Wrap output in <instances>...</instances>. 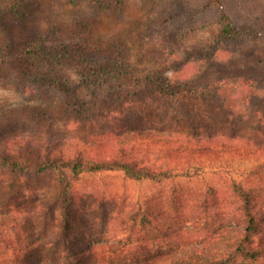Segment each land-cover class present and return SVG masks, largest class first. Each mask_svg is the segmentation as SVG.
<instances>
[{"label":"rangeland","instance_id":"obj_1","mask_svg":"<svg viewBox=\"0 0 264 264\" xmlns=\"http://www.w3.org/2000/svg\"><path fill=\"white\" fill-rule=\"evenodd\" d=\"M109 1L110 7H99L91 0H0V44H11L10 57L28 41L46 38L49 51L57 59L56 69L48 67L42 72L31 69V60L19 64L5 61L0 54V149L11 138L16 157L28 150L35 161L28 168H33L41 164L37 153L48 156L50 149L65 140L64 148L77 143L78 148L86 145L89 151L106 152L111 142H116L115 134L131 131L129 139L134 136L138 142L144 137L138 136L140 129L188 127L193 123L190 118L195 125L203 122L209 132L223 130L226 136L245 134L264 141V0H221L234 20L236 37L232 40L219 39L220 10L210 0ZM113 63L122 69L121 97L105 96L110 83L99 85L102 69ZM145 78L148 80L141 82ZM158 78L184 86L166 89L157 84ZM105 131L114 134L106 141L96 136ZM41 140L44 145L38 144ZM246 140L244 145L252 144ZM247 156H229L231 162L226 168L247 169L251 179L264 185V152ZM221 162L222 158H217L216 163ZM204 166L200 179L177 186L170 181L124 180L118 173L85 175L77 180L69 171L36 175L0 169V207L10 201L28 220L16 233L0 235V250L6 238L20 250L21 263H33L37 256L29 253L38 237L51 238L62 252L67 247L79 250L84 241L93 244L99 239H115V220L105 226L89 216L87 223L72 230L74 244L54 236L48 227L49 215L42 214V209L36 215L35 209L43 201L56 204L58 209L60 203L54 198L60 177L74 181L72 195L79 206L95 199L94 187L107 191L104 197L113 203L125 193L127 203L138 195L142 201L166 206L175 191L174 206L170 204L160 220L167 237L145 233L142 239L152 252L176 247L182 238L173 233L170 219L175 210L186 212L191 200L212 187L217 207L212 213L222 214V199H227L222 194V168L211 169L208 163ZM88 210L90 216L102 214ZM114 211L111 206L109 215ZM45 244H38L36 249H45Z\"/></svg>","mask_w":264,"mask_h":264},{"label":"trees","instance_id":"obj_2","mask_svg":"<svg viewBox=\"0 0 264 264\" xmlns=\"http://www.w3.org/2000/svg\"><path fill=\"white\" fill-rule=\"evenodd\" d=\"M91 1L99 7L111 6L109 0ZM210 4L220 10L219 39L232 40L236 37L233 18L226 12L221 0H210ZM44 40L46 38L28 41L13 57H10L11 44H0V54L5 61L15 60L19 64L31 60V69L35 71L44 72L48 67L56 69L55 53L49 51ZM121 70L116 63L102 69V82L100 81L99 85L107 86V83H110L109 87H106L108 90L105 96H122V92L118 93L124 87ZM93 79L95 75L92 76ZM147 80L145 78L141 82ZM186 80L184 79L183 83ZM63 82L66 84V81ZM135 82L139 83V79ZM178 82L157 79V84L165 86L166 89L184 86ZM187 108L190 111L188 105ZM187 115L190 117V112ZM190 120L194 123L191 118ZM193 123L177 129L153 126L140 129L137 131L140 133L138 136L144 137L138 142L134 141V136L129 139L132 136L131 131L114 136V131H105L96 136L105 137V141L109 136L116 139L115 143L111 142L112 147L106 152L99 149L89 151L86 145L84 148H78L77 143L64 148L68 142L65 140L62 144L58 143L54 150L50 149L48 156L42 157L41 151L37 153L36 157L41 164L31 165L34 169L28 168V165L35 162L29 151H24L16 157L18 152L12 148L14 143L10 146L12 139H6L5 145L0 149V169L33 172L36 175L52 170L69 171L77 180L85 175L118 173L124 180L157 184L170 181L177 186L182 181L200 179L205 173L204 165L208 163L211 169L222 168V194H225L227 199H222V214L217 216L216 212L212 213L217 209L216 194L212 193V187L203 190L190 201L192 203H188L190 206L187 205L189 208L186 212L180 213L177 209L174 211L175 216L170 219L174 224L173 233L180 235L182 241L176 247L152 252L147 249L142 236L146 233L149 237L152 234L167 237L168 233L161 230L163 225H160V220L168 213L167 207L170 204L174 206L175 191L171 192L170 203L166 206L161 202L154 205L152 201H142L138 195L131 197L127 203L125 193L116 197V202L113 203L105 199L107 191L94 187L92 196L95 199L92 198L89 205L86 202L79 206L81 204L72 195L74 181L60 177L59 190L54 198L60 203L57 205L58 209L56 204L45 201L35 209L36 215H39L40 209L42 214L49 215L51 222L48 223L50 226H47L54 236L68 243L71 240L74 244L72 230L78 224L87 223L86 218L89 216L96 219V222L105 223V226L115 220V239H99L93 244L84 241L79 250L67 247V250L62 252L54 246L56 243L50 242L51 238L38 237L33 243L35 247L29 253V256H37L36 260L33 263H21L20 250L12 247L11 242L4 238L0 250L2 264H264V185L251 179L252 173H248L247 169L233 165V168H226L230 165L228 162H231L227 158L233 154H248L249 157L264 152V141L253 140V137L245 134L226 136L223 130L209 132L203 122L198 125ZM244 140L252 144L244 145ZM89 142L90 140L87 143ZM38 144L44 145V141L41 140ZM19 146L22 147L23 143ZM55 151L57 154L51 157ZM85 155L89 157H84ZM217 158H222V162L217 164ZM109 204L116 209L111 215L108 213L111 207ZM18 208L10 201L0 207V235L5 236L9 231L16 233L21 224L27 223L26 216ZM88 209H96L102 214L90 216ZM58 211L60 216H57ZM210 216L212 221L209 220ZM215 217L220 219L215 220ZM147 226L149 228H146ZM42 242L46 243V248L36 249Z\"/></svg>","mask_w":264,"mask_h":264}]
</instances>
